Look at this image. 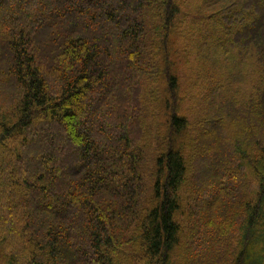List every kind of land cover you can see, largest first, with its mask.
<instances>
[{"label":"trees","instance_id":"1","mask_svg":"<svg viewBox=\"0 0 264 264\" xmlns=\"http://www.w3.org/2000/svg\"><path fill=\"white\" fill-rule=\"evenodd\" d=\"M195 1L0 0V264H264V0Z\"/></svg>","mask_w":264,"mask_h":264},{"label":"rangeland","instance_id":"2","mask_svg":"<svg viewBox=\"0 0 264 264\" xmlns=\"http://www.w3.org/2000/svg\"><path fill=\"white\" fill-rule=\"evenodd\" d=\"M195 1V0H194ZM198 2H199V0H196L195 2H194V5L191 7H189L188 9L190 10V13L191 14H194L195 12H196V10H201L200 9V7L199 8H197L198 7ZM212 47V46H211ZM192 48L195 50V52L198 54V55H195V54H193L192 56H191V58H190V60H189V62H188V66H187V68L186 69H188L187 71H185L184 72V79H183V81H184V85H188L189 84V80H191L192 82L194 81V78H195V73L196 72H198L199 74H200V71H201V69H202V64H203V62H204V60L202 59V57H203V54H201V52L199 53V49H198V46L196 45V44H194L193 46H192ZM210 63H211V61H210ZM186 74V75H185ZM201 76H202V74H200ZM203 77V76H202ZM254 83V79H253V75H250L249 77H248V82H245V83H243L241 86L243 87V89L245 90V89H247L248 87V85L250 86V85H252ZM188 108H187V111H188V113L189 114H191V115H194V113H196V108L195 107H193L192 105H188L187 106Z\"/></svg>","mask_w":264,"mask_h":264}]
</instances>
